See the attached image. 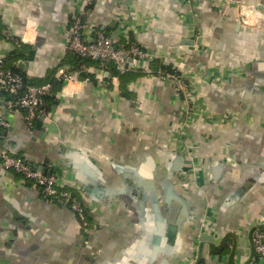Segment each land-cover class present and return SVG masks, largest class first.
<instances>
[{"label": "crops", "instance_id": "1", "mask_svg": "<svg viewBox=\"0 0 264 264\" xmlns=\"http://www.w3.org/2000/svg\"><path fill=\"white\" fill-rule=\"evenodd\" d=\"M78 15L85 37L154 58L129 80L99 64L81 78ZM0 56L28 83L62 80L33 126L19 108L0 128V264H264L251 236L264 232V0H0ZM2 150L51 169L85 212L6 169Z\"/></svg>", "mask_w": 264, "mask_h": 264}, {"label": "built area", "instance_id": "2", "mask_svg": "<svg viewBox=\"0 0 264 264\" xmlns=\"http://www.w3.org/2000/svg\"><path fill=\"white\" fill-rule=\"evenodd\" d=\"M246 4H242L244 9ZM243 11V10H242ZM250 12V11H249ZM248 15L243 16L245 19ZM85 23L81 15H78L69 32L68 47L78 56L99 60L103 65L113 62L120 72H125L131 65L138 63L141 58L153 59L155 54L144 48L138 40H131L128 45H118L113 36L99 31L95 37H85ZM12 38V37H10ZM163 77L173 78L178 81L180 88L189 93V86L178 72H167ZM53 89L51 82L33 84L26 82L23 74L9 67L0 56V128H9L12 123L8 118V111L14 109L25 110V122L33 126L35 120L44 116L47 111L44 107L45 96ZM2 90L8 92L5 98V107ZM3 166L8 170L20 172L24 178L38 185L45 196L59 198L73 211L85 212L82 200L69 188L65 187L57 175L48 174L34 167L26 156L14 155L6 150L1 151ZM252 242L255 251L260 257H264V232L255 228L252 231Z\"/></svg>", "mask_w": 264, "mask_h": 264}, {"label": "trees", "instance_id": "3", "mask_svg": "<svg viewBox=\"0 0 264 264\" xmlns=\"http://www.w3.org/2000/svg\"><path fill=\"white\" fill-rule=\"evenodd\" d=\"M84 21V20H83ZM126 45H128V44H126ZM73 52V51H72ZM14 53H15V55H17L16 54V50H14ZM73 60H74V62H75V64H76V66L78 67V68H80V73H79V75H80V77L81 78H86V77H89V78H93L94 77V74L93 73H90V72H88V71H86V70H84V69H82L81 67H82V65L83 64H86V65H92V64H94V65H98L99 64V66L100 67H102V68H104V67H111L112 68V71H116L117 73H119V75H120V77L122 78V80H129L130 78H134V77H137L136 76V74L137 73H134V71L133 70H131L132 68H129L128 70H126L125 72H120L117 68H116V66H115V64L113 63V62H109V63H107V64H102L99 60H93V59H90V58H85V57H81V56H78L76 53H74L73 52ZM4 59H5V61H6V63H8L7 62V59L4 57ZM8 65V64H7ZM9 66V65H8ZM9 67H11L12 69H14L15 71H18V72H20L21 74H23V76H24V78H25V80H26V82H27V80H28V78H27V76L25 75V73L24 72H22L21 70H19V69H17L16 67H13V66H9ZM166 69H168V71H175V72H179L178 70H173L170 66L168 67V68H166ZM164 71H167V70H164ZM59 81V82H58ZM54 80V81H51V83L53 84V85H55V84H59V83H61L62 82V80L60 81V80ZM53 90V89H52ZM49 99H51V100H54V97H53V95H52V91L49 93V94H47L46 96H45V102H44V107H45V110L46 111H48V106H47V101L46 100H49ZM38 120V119H37ZM36 120V121H37ZM75 194V193H74Z\"/></svg>", "mask_w": 264, "mask_h": 264}, {"label": "water", "instance_id": "4", "mask_svg": "<svg viewBox=\"0 0 264 264\" xmlns=\"http://www.w3.org/2000/svg\"><path fill=\"white\" fill-rule=\"evenodd\" d=\"M194 42V40H190L189 41V43H193ZM28 158V157H27ZM30 159V158H29ZM31 163H33V161L31 162ZM39 170H42V171H44V172H47L48 174H51L52 173V170L51 169H47V168H45L43 165H41V166H39V168H38ZM168 202V201H167ZM178 208H179V203H178V201H172V203H171V208H170V211H169V213H168V218H169V220L170 221H175L176 220V214H177V210H178ZM166 209H167V206H166ZM176 228V225L175 224H170V230L172 231V230H174ZM255 229V228H254ZM253 229V230H254ZM252 230V231H253ZM210 234H207V233H204L203 234V237H208ZM251 236H252V232H251ZM212 237V236H211ZM193 264H196V263H193Z\"/></svg>", "mask_w": 264, "mask_h": 264}, {"label": "rangeland", "instance_id": "5", "mask_svg": "<svg viewBox=\"0 0 264 264\" xmlns=\"http://www.w3.org/2000/svg\"><path fill=\"white\" fill-rule=\"evenodd\" d=\"M240 8L242 9V4H245V1H242V2H240ZM243 16H245V15H243Z\"/></svg>", "mask_w": 264, "mask_h": 264}]
</instances>
